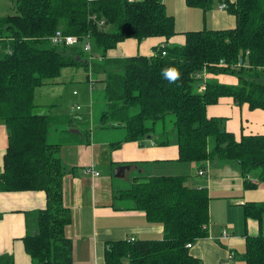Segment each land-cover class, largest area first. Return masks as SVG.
<instances>
[{"label": "trees", "instance_id": "16d2710c", "mask_svg": "<svg viewBox=\"0 0 264 264\" xmlns=\"http://www.w3.org/2000/svg\"><path fill=\"white\" fill-rule=\"evenodd\" d=\"M11 2L14 14L0 17V121L7 130L0 192L43 191L46 195L44 210L26 214L28 220L34 216L33 227L27 221L23 240L32 264H72L71 241L64 235L71 222L62 201L65 168L59 144L49 142V137L57 121L75 128L73 120L80 118L33 112L36 88L57 78L64 68L82 67L88 80L103 77L98 93L105 105L101 127L124 130V139L113 147L155 134L157 145L170 144L163 137L170 134L164 127L166 117L172 115L177 162H233L245 188L254 187L248 180L254 171L264 182V136L242 135L237 140L226 131L225 118L206 116V108L224 97L238 106L264 111V0H185L188 7L204 13L215 2L225 4L235 18L234 28L189 31L182 46L161 47L149 58L124 59H107L106 53L126 39L168 40L176 34L174 18L167 15L163 0ZM58 30L63 36L76 37L78 44H53L51 37ZM220 62L226 67H219ZM172 70L175 78L167 75ZM203 70L234 76L237 84L210 80L199 93L194 75ZM186 179L182 175L142 176L118 192L117 199L129 200L133 210L144 212L148 222L161 224L164 232L160 240L111 243L104 254L105 264H200L186 245L208 235L209 196L204 188H188ZM262 210L260 205H245L244 218L260 223ZM242 261L264 264L263 236L246 237ZM0 264H13V258L1 255Z\"/></svg>", "mask_w": 264, "mask_h": 264}, {"label": "crops", "instance_id": "0c3cea01", "mask_svg": "<svg viewBox=\"0 0 264 264\" xmlns=\"http://www.w3.org/2000/svg\"><path fill=\"white\" fill-rule=\"evenodd\" d=\"M4 4L5 7H2ZM163 4L167 15L174 18V36L168 40L151 37L140 42L126 39L109 50L106 58H149L161 47L184 45V34L191 30H224L235 26L234 16L228 14L226 9L220 10L221 4L218 2L205 13L198 8L188 7L185 0H163ZM9 8H13L11 0H0V11L5 12ZM210 80L224 85L237 84L236 77L231 75L207 74L206 81ZM89 86L84 68L68 67L62 69L57 78L34 91L35 107H48L47 104L53 101L55 108L51 111L54 116L81 118L75 128L66 129V126L63 128L53 124L49 137V142L59 144L58 154L65 168L62 201L70 213L71 222L66 226L64 235L71 241L72 264H105V251L113 242L162 239L164 231L161 224L148 222L145 213L133 210L129 200H121L130 203L129 207L114 203L118 192L126 189H115L107 170L112 171L114 176V170L121 166L129 167L120 178L132 179L130 186L137 177L182 175L187 177L185 185L188 188L206 189L209 196L208 235L192 244L190 255L200 264H222L229 260V255L233 264H244L242 255L246 237H264V182L259 181L257 173L252 172L248 176L249 183L254 187L245 188L239 168L233 162L213 159L203 163H179L173 134L170 144L165 146L157 145L158 135L155 134L139 142H123L119 147H113V143L124 139L123 128L101 127L100 118L89 122L85 117L87 112L75 114L71 108L65 107L73 97L77 101H87L89 98L91 102L93 91ZM75 106L72 107L73 111ZM104 108L103 104L102 111ZM81 110L80 107L76 111ZM206 116L225 118L226 131L237 140L242 135L264 136V111L250 110L247 104L238 106L231 98H220L217 104L208 106ZM69 130H78L79 133L65 132ZM6 148L7 130L0 121V173L3 171ZM87 168H91L93 173L97 172L98 176L92 172L85 173ZM200 171L204 175H199ZM249 204L262 206L260 223L252 218H244V206ZM45 208L46 195L43 191L0 192V256H11L13 264H32L23 240L28 233L27 221L33 227L34 216L31 215L28 220L26 214ZM223 232L230 237L222 239Z\"/></svg>", "mask_w": 264, "mask_h": 264}, {"label": "rangeland", "instance_id": "374dc122", "mask_svg": "<svg viewBox=\"0 0 264 264\" xmlns=\"http://www.w3.org/2000/svg\"><path fill=\"white\" fill-rule=\"evenodd\" d=\"M1 6L5 7V4L1 5ZM3 12L4 11H0V17H4V16H8V15H13L14 14V11L10 10V8L8 10H6L4 13ZM197 19H199V18H197ZM201 21H202V19H201ZM208 28H210V27H208ZM202 29L203 28L194 29V30H191V31H198V30H202ZM235 69H237V66H235ZM102 78H103L102 76H99L97 79H95V81H97V82H95L96 83L95 84V90L92 93L91 102H90L89 98L87 99V101H81V100L77 101V98L73 97L72 100L70 99L69 102H67L65 107H67L69 109L71 108V111L73 113H75V114H77V113L84 114V112H87V115L85 117H86V120L89 121V122H92L93 119L96 121L98 118H100L101 111H102V108H103V101H101L99 99L98 93L101 92L102 89H103V84L100 83L102 81L101 80ZM195 80L197 81V79H195ZM197 85H199V82L197 83ZM80 91H81V88L78 89V92H80ZM50 102L47 104L48 107H42V108L35 107L34 110H33L34 114L48 115V116L54 117V114H53V112L51 110L55 108V106L53 105L55 103H52L53 101H50ZM76 104H78L81 107L82 110L80 112L76 111L75 108H74V111L72 110L73 105L75 106ZM58 117H59V119H62V117H64V119H70L71 118L70 116H58ZM78 120L79 119L74 120L73 125L75 127L77 126ZM57 122H59V123L55 124L57 127L61 126V127L64 128L66 126V121H64V120H59ZM96 126L97 125H95V127ZM162 126L163 125L160 124L158 126V128H162ZM67 128L68 127L66 126V129ZM89 128H90V126H89ZM164 128L170 134H167V136L163 137V139L171 140L172 139V134L174 135L173 117H172V115H168L166 117V119H165V127ZM52 129H53V126H52ZM68 132L70 133V130ZM64 135H68V134H64ZM211 144H212V139L210 140V146H211ZM107 173H109L112 176V181H113V184H114L113 186H114L115 189H116V187H118V189H128L130 187V183H131L132 179L126 180V178L115 177V176H113L112 171H109V170H107ZM133 173H136V171H134ZM126 174H128V173H126ZM130 174H131V172L128 175H130ZM114 203L117 206H124V207H129L130 206V203H126V202L121 201L119 199H115Z\"/></svg>", "mask_w": 264, "mask_h": 264}, {"label": "built area", "instance_id": "2783aa9c", "mask_svg": "<svg viewBox=\"0 0 264 264\" xmlns=\"http://www.w3.org/2000/svg\"><path fill=\"white\" fill-rule=\"evenodd\" d=\"M89 1H91V0H89ZM126 1H127L128 3H135V2H138V1H140V0H126ZM219 9H220V10H224V9H226L225 4H221V5L219 6ZM92 19H95V17H93ZM99 24L102 25L103 22H100ZM51 41H52V43L55 44V45L65 44L66 46H74V45L78 44V39H77L76 37H74V36H63L59 30L56 31L55 34L51 37ZM84 50H85L86 52L90 51V46H89V44L84 46ZM161 54L164 56V55H165V52L163 51ZM218 66H219V67H226L225 64H224L223 62H220ZM238 67H239V66H237V68H238ZM207 74H208V73H207L205 70H203V71H201V72H199V73H196V74L194 75V79H197V80L199 81V85H198V87H197L199 93H203L204 90H205V82H206V76H207ZM95 82H96L95 80H93L92 78H89L88 83H89V85H90V86H89V89H90V90L93 89V85L95 84ZM73 94L75 95L76 92H73ZM75 109H76V110H80V106H75ZM84 172H85V173H89V172H92V173H93V171H92L91 168H87V169H85ZM93 175H94V176H98V173H97V172H94ZM199 175H204V172H203V171H200V172H199ZM204 229H206V228L204 227ZM229 237H230V236H229L226 232H223V233H222V239H226V238H229ZM132 241H133V240H131L130 242H132ZM191 247H192L191 244H187V245H186V248H188V249H190ZM229 256H230V257H229V260L223 262L222 264H233L232 259H231L232 256H231V255H229Z\"/></svg>", "mask_w": 264, "mask_h": 264}, {"label": "water", "instance_id": "95a60500", "mask_svg": "<svg viewBox=\"0 0 264 264\" xmlns=\"http://www.w3.org/2000/svg\"><path fill=\"white\" fill-rule=\"evenodd\" d=\"M70 132H73L75 134H78L79 131L78 130H71ZM129 167L128 166H121V167H118L117 169L114 170V176L115 177H121L124 173L125 170H128Z\"/></svg>", "mask_w": 264, "mask_h": 264}, {"label": "clouds", "instance_id": "9594fccd", "mask_svg": "<svg viewBox=\"0 0 264 264\" xmlns=\"http://www.w3.org/2000/svg\"><path fill=\"white\" fill-rule=\"evenodd\" d=\"M167 75H168L169 77H171V78H175L176 75H177V73H176L174 70H172V71H169V72L167 73Z\"/></svg>", "mask_w": 264, "mask_h": 264}]
</instances>
